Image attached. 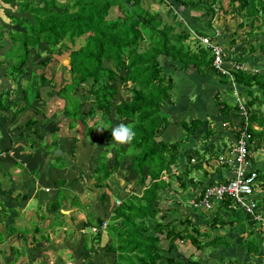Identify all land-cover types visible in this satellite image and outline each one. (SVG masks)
<instances>
[{
    "label": "trees",
    "instance_id": "1",
    "mask_svg": "<svg viewBox=\"0 0 264 264\" xmlns=\"http://www.w3.org/2000/svg\"><path fill=\"white\" fill-rule=\"evenodd\" d=\"M0 3L7 6L13 4L15 10L14 14L6 16L10 27L15 28L7 29L6 33L0 32V38L4 39L0 47L6 43L8 48L4 59H0V66L8 67L13 83L19 77L20 80L25 75L29 76L30 68L36 66L34 60H38L39 66L45 67L54 57L66 54L67 65L64 70L71 74L72 87L64 92L69 96V104L66 105L64 101L61 114L73 123L68 131L73 133V126L79 122L80 109L87 103L81 100L80 95L87 93L91 97L90 107L83 111L84 119L80 122L86 130L84 138L89 140L87 142L90 145L96 143L93 134L100 124L99 119L108 121L107 116L111 114L118 118L119 124L130 125L136 133L130 142L115 144L110 141L98 151L95 158H91L95 167L90 178L93 180V187L98 190L101 210L98 214L92 213L84 226L89 231L94 230L92 237L86 230L83 249L88 256L92 253L90 242L99 244L102 231H107L112 238L106 248L112 254L108 264H200L197 259H185L178 250L177 243H185L187 240L196 242L202 255H205L204 247L213 249L220 240L199 241L205 237L200 232L208 223L203 224L191 218L190 206L183 208L185 213H181L180 201L171 199L169 192L176 191V187H171L170 181L184 189L185 182L181 180L183 175L180 169L183 173H188L190 167L187 165L191 164L190 160L195 154L185 149V143L202 127L203 121L199 118L190 122L185 118L180 120L178 124L183 129V136L173 141L166 140L164 133L170 125L168 109L176 104L180 74L190 82L215 76L223 93L231 96L234 92L237 94L231 102L223 100L221 90H217L215 105L218 108V123L227 124L237 119L239 129L234 133L236 140L242 131H246L250 154L264 149V113L252 110H259L261 104L264 105V68L258 71L263 67L264 61V0H228L226 8L223 7L224 0L187 3L190 7H202L205 10L204 16L213 17L218 13L217 10H222L224 15L232 13L239 21L237 27L240 30L248 26L249 31L244 34L246 38L243 37L246 55L238 54L232 49L240 39L238 32H223L219 39L216 33L218 30H209L207 25L214 26L212 17L206 20L205 28L193 26L191 31L183 27V23L176 21L175 17L173 26L164 24L157 12L141 8V0H0ZM113 8L117 9L116 13H113ZM181 28L182 31L176 32ZM198 37H209L222 46L226 61L244 67L229 70L232 81L229 76L214 69L212 50L202 47ZM190 39L194 42L190 43ZM65 41L71 47L76 43L81 44L73 50ZM53 82L54 78L42 76L40 82H34V89L45 84L52 86ZM86 82H91L92 85L88 91L83 85ZM122 89L128 95L124 94L117 99ZM16 91L15 88L9 89L1 84L0 113L15 107L14 115H18L31 107L32 99L28 100V92H24V89L17 92L21 95L19 100L12 99L11 96ZM60 93L61 90L58 95ZM57 97L63 100V96ZM2 98L5 100L4 104ZM33 99L40 98L34 96ZM239 103H242L248 114L247 126L240 116ZM52 118L56 119L57 115L54 113ZM35 124L34 119L29 120L26 130L31 133ZM63 124L53 122L50 134L57 135ZM100 125L102 127V123ZM219 130L218 127H211V122H208L206 137L217 134ZM21 135L26 136L25 132ZM34 135L37 139L44 140L47 134L37 130ZM73 141L78 142L75 138ZM36 143H31L32 148L43 149L47 145L45 142L40 145ZM55 150L49 147L47 153L51 151L50 154L54 155ZM71 151L75 152L73 144ZM251 155L248 157L249 161L252 160ZM54 157L55 161L62 159L60 156ZM125 161L130 163L131 171L128 187L114 192L113 188H108L107 182ZM56 162L59 169L68 168L63 160L62 166ZM254 171L258 174V179L264 181L263 172L259 169ZM55 183L58 193L50 205V213L57 216L50 224V229L62 227L63 215L60 211L68 205V199L70 205L82 207L79 196L63 188L64 180H57ZM107 189L112 191L111 196L105 191ZM203 190L204 188L202 193ZM109 206L112 207L110 222L107 219V209H104ZM199 210L205 211L207 217L213 212L209 226L214 228L225 227L228 223H233V226L235 221L227 222L223 216L229 214H236L240 220L245 219L251 223V226L257 224L243 211L232 208L229 199L213 205L210 210ZM257 212H260L258 207ZM104 222L105 228L102 227ZM27 233L25 231L21 235L25 236ZM34 233L47 241L48 234H41L43 232L39 227H34ZM2 239L3 237L0 241ZM34 240L38 241L36 238ZM252 241L247 244L249 248L253 247L251 251L257 255V242Z\"/></svg>",
    "mask_w": 264,
    "mask_h": 264
},
{
    "label": "crops",
    "instance_id": "2",
    "mask_svg": "<svg viewBox=\"0 0 264 264\" xmlns=\"http://www.w3.org/2000/svg\"><path fill=\"white\" fill-rule=\"evenodd\" d=\"M190 1L195 3L198 0H141V4H143V2L146 4L150 2L148 4L149 7L146 9L150 12H157L164 24L173 26L175 17L176 21L178 20L183 23V27L189 28L191 31L193 26L197 28H205L206 20L211 19L210 17L212 16H204L205 10L202 7L194 5L192 7L188 6L187 3ZM164 3H166L167 6ZM219 11L221 10H217L218 13ZM218 13L212 17V21L215 29L218 31L220 30L219 32L223 33V30L219 29V26L215 24L217 21L216 19H219ZM182 30L183 28L176 30V32H180ZM220 37L221 35L218 38L220 39ZM54 62L55 61L52 60L49 65L43 67L42 65L39 66L38 60H34L36 66L30 68L31 75H25V77L21 78L17 83H13V85L8 82L11 81L8 74V67L6 65H2L0 66V87L1 84H3L9 89L15 88L17 91L12 94V99L19 100L21 95L17 94V92L20 93L22 91L21 84L25 81L29 84L32 79L41 81L42 76L48 78L46 74L47 72H53L54 74V71H56L57 66L55 63L54 67ZM30 77H32L31 80L29 79ZM51 77L53 78L54 75ZM179 77L180 80L178 90L181 94H179L180 96L177 95V101L179 106L178 112L181 117L180 120L184 119L186 116H190L192 113L195 116H193L188 122L199 118L204 124L203 128L201 127L197 133L185 143V149L194 151L197 150L196 148L199 146L202 138L206 137L205 129L208 122H211V127L217 128L218 121L216 118L218 116V108L215 105V94L219 89L221 90L220 95L225 93L222 92L223 89L219 85L215 76L211 75L205 78H200L194 82H190V80L184 75L180 74ZM210 78L213 80V83L207 86L205 82L207 80L209 81ZM213 84L215 87L217 86V88H215L214 93L211 94L209 92L213 89ZM32 88L33 89L30 90L28 89L29 92L34 90L32 92L33 97L35 94L43 101L42 103H45L47 98H50V102H52V104L56 100H60L59 97H57L55 86L45 84L38 87V89H34L33 86ZM59 102V107L62 110L64 104L63 102L61 103V100ZM54 105L55 104H50L49 107ZM173 107H176V104ZM255 109L256 108L252 110L255 112ZM35 110L40 113H36ZM176 110L177 109H175L174 112ZM14 111L15 107L10 111L0 113V236H3L2 240L5 241V244H3L2 241L0 242V264H12V262L13 264H18L20 259H25L27 264H64V258L69 259V255L71 256L73 263H81L78 259L83 257L81 253H87V251L83 249V245L85 235L87 234V231H89L85 229L84 226L88 221V217L91 216L92 213L95 212L98 214L101 210V202L97 195L98 190H96L93 186H88V183L91 180L90 175L95 165L90 166L91 170H87L89 164H82L83 166H75L71 164L68 157L69 155H67V150L71 149L69 140L65 141V149L62 151L61 156L68 168L59 169L57 166L52 164L55 157L54 155L47 153V150L49 147L57 149L59 146L58 144L63 143V141H52L53 139L50 137V133L54 127L53 122H57L56 120H59V116L62 114L57 115L58 112L56 111L57 113L55 115H57V118L55 119L52 118V115L54 114L53 110H51L49 114H45L40 110L30 107L18 115H14ZM170 114L171 113H169V115ZM37 116H41V119L36 118ZM61 117L63 118V115ZM31 119H34L36 124L33 126V130L30 133L25 127L26 123ZM178 123H175V127L180 126L179 129H181L180 131H182V134H179L172 139H168V137H166V135L168 136V133L170 132V130H168V126L164 133L166 134L164 136V138L166 137V140L173 141L183 136V129ZM223 125L227 126V130L226 128H224L225 130L223 129V131L219 130L217 134L210 135L208 138L206 137L207 139H205L211 140L210 149H217V154H222V157H225L228 161L233 156V150L235 149L237 141L234 133L236 129H239V123L237 119H233L230 123ZM229 126H231V130H229ZM99 128L101 129V126ZM37 130H40V132H43L45 135L47 134L44 140L36 138L34 134ZM23 132H25L26 136L21 135ZM100 134H102V131ZM93 136L96 139L95 133ZM100 137L102 139V136ZM95 139L93 140L96 142ZM222 140L224 142H222ZM226 141L228 142V145ZM32 142H37L36 145H40L42 142H45L47 144L46 147L43 148L45 151H42L43 149L39 148H32ZM97 142L94 145H90L88 142V146H82L78 141L76 143L77 145L75 147V151L77 153L81 151L89 152L88 159L91 160V158H93L92 156L95 158L98 151L102 149L104 145H107V143L103 141L101 142V145L98 146ZM219 142L222 144L218 145ZM115 144H120V142L116 141ZM203 146L204 145L201 147ZM84 147H86V149L82 150ZM201 150L204 152V156L202 157V154L199 153V151L195 153L192 156L193 158L190 160L191 164L188 165L190 167V171H188V173L186 172V174L185 171L184 173L182 172L183 176L181 180L185 182L184 189L180 185L176 184L174 186L176 187V191L171 192L172 196L170 195L171 199H174L176 202L180 201V204L182 205V209L180 208L181 211L183 208L189 206L188 202L190 200L197 199L199 197L202 193V188H206L211 184L225 182L233 176L232 167L227 163V161L221 163L217 160L215 162L212 154H205L210 152L208 148L205 150L201 148ZM76 152H74L75 155H77ZM250 155L251 154L249 152V156ZM251 156L252 160L249 161V167L253 170L259 169L264 175V149L252 153ZM80 157L86 159V153L84 156ZM108 157H110V155ZM127 162L128 161H125L119 171L115 174L120 179H126V175L129 174L124 173ZM198 166H201L200 169L203 172V176H191L192 173L195 172V168ZM84 168H86L85 171ZM175 171L177 172V170ZM74 173L75 176H71V174ZM178 173L177 176L179 175ZM69 177H71L70 183ZM112 177L115 176L113 175ZM62 178H66V180H68V182H65L63 186L64 189L73 192L76 196L82 195V198L79 196L82 207L70 205V199H68V205L60 211V214L63 215L64 218V225H62V227L58 226V228L50 229V224H52L53 219L57 216V214L50 213V205L56 199L58 193L55 181L61 180ZM82 179H84L83 182ZM259 181L255 188L254 199L257 205H259V214H264V181H261L260 179ZM70 186L73 187V190L69 188ZM127 187L128 183L125 182V188ZM178 191H180V194ZM87 192H90L89 195L92 197V199L88 201L83 198V195L87 196ZM183 199H186L187 201H183ZM87 207H91V212L86 211ZM71 209H76V211L72 212L70 211ZM106 209V212L108 213L107 219H109L108 222H110L111 214L109 215V213L112 210V207L109 206V208L107 207ZM204 212L205 211L191 208V218L197 222H202L203 224L208 223V226H203L200 232L204 233L205 237L200 240L198 238L197 239L199 241L218 239L220 242L216 244L213 249L210 248L207 255H202L201 250H199V245L196 242L192 243L189 240L186 244H183V242L182 244L186 247L182 248L178 244V250L185 259H197L200 264H264V231L260 226H257V224L251 226V223H248L245 219L240 220V217L236 214H229L228 216H223L227 222L235 221L233 226V223H228L225 227L219 226L218 228H214L209 226V221L212 220L214 216L213 212L209 214V217H207ZM233 215L235 217H233ZM43 216H45V218ZM75 217H81V219L83 217V220H79L80 222L77 223ZM69 221L70 223L68 224ZM46 223L47 225H45ZM72 223L73 229L70 228V224ZM34 227H39L40 231L43 232L41 234H48L46 237L47 241L41 239L40 235H35ZM79 230L81 231L80 233L78 232ZM25 231L28 233L25 236H22V232ZM92 232H94L93 229L90 231V237L94 235ZM105 235H107L108 239L106 248L110 245L112 238L108 237L109 234H107V231H102L101 241L99 244H95L92 241L90 242L92 249L93 246H103L101 243L105 238ZM54 237L61 239L59 245L54 242ZM34 238L38 241L36 242ZM252 240H254L255 243L257 242V255H254V253L249 254L248 252V250L251 251V248L253 251V247L249 248V245L247 244ZM19 241H21V246L17 244ZM217 254L218 256L221 254L228 255L232 257V261L226 260L222 263V260L215 258ZM73 259H75V261Z\"/></svg>",
    "mask_w": 264,
    "mask_h": 264
},
{
    "label": "rangeland",
    "instance_id": "3",
    "mask_svg": "<svg viewBox=\"0 0 264 264\" xmlns=\"http://www.w3.org/2000/svg\"><path fill=\"white\" fill-rule=\"evenodd\" d=\"M60 1H64V0H60ZM150 2H148V4H149ZM148 4H146L145 2H143V4H140V6H141V8H143V9H146L147 7H149L148 6ZM228 4V0H224V8H226V5ZM117 9L116 8H113V13H116L117 11H116ZM14 14L15 13V10H14V5L12 4V5H3V4H1L0 3V32H3V33H6V30L7 29H9V28H11L10 27V22H9V19L6 17V16H8V14ZM218 15H219V19H216L217 21H216V25L217 26H219V29H222L223 30V32H225V33H232V32H238L239 33V36H240V39H239V41L238 42H236V46H233V50L236 52V53H242V54H244V55H246L247 53H246V50H245V44H244V42H243V37L244 38H246L245 37V33H247L248 31H249V27L247 26V27H245L243 30H240L239 29V27H237V24L239 23V21H238V19L237 18H235V15H232V13L231 14H228V15H224L223 13H222V10L221 11H219V13H218ZM19 16H21V15H19ZM238 22V23H237ZM207 27H209V30L210 31H214L215 30V27L212 25L211 27H210V25H207ZM12 28H15V27H12ZM11 28V29H12ZM17 29V28H16ZM220 31V30H219ZM222 33L220 32L219 33V36L221 35ZM6 35V34H5ZM218 36V37H219ZM194 39V38H193ZM193 39H190L189 40V42L191 43V42H194V40ZM2 40H4V39H2V38H0V45L2 44V42H4V41H2ZM6 40V39H5ZM65 43L67 44V46H69L71 49H73V50H75V49H77L79 46H80V44L81 43H79V44H75L74 46H70L69 44H68V42L67 41H65ZM187 44H188V42H187ZM194 44V43H193ZM196 45V44H195ZM200 45L202 46V47H205L204 45H202L201 43H200ZM192 47H193V45H192ZM231 49V50H232ZM8 50V48L6 47V43H3V47H0V59H4V54H5V52ZM243 50V51H242ZM245 50V51H244ZM41 55H44L42 52H41ZM8 57V56H7ZM67 55L65 54V55H63V56H61V57H59V58H57V57H54V59H51V61L50 62H52V60H54L55 62L53 63V65L55 64L57 67H56V71H54L55 73L53 74V72L52 73H49V72H47L46 74H47V76H48V78H52L51 76H53L54 75V82H53V85L52 86H55V91H56V93H57V96H63V101H62V99H60L61 100V103L63 102L64 103V101L66 102V105L67 104H69V100H68V94H64V92H66L65 90H67L68 88H71L72 87V83H71V74L67 71V70H64V66H66L67 65ZM6 60V59H5ZM5 60H2V61H5ZM255 61V60H254ZM55 65H54V67H55ZM262 66L263 67H260L259 69H258V71H260L261 70V68H264V61L262 62ZM61 67V68H60ZM63 67V68H62ZM58 69V70H57ZM254 69V68H253ZM256 70V69H255ZM28 71V70H27ZM257 71V70H256ZM28 74L29 75H31V72H28ZM171 74V73H170ZM169 74V75H170ZM33 75H34V73H33ZM9 77L12 79V81L14 82V80H13V76L12 75H10L9 74ZM20 78V77H19ZM19 78L16 80V82H18L19 81ZM36 80L35 79H32V81L31 82H29V84H28V82L27 81H25V82H23L22 84H21V86H22V90L24 89V92H28V94H26V97L28 98V100L29 99H32L31 100V107L33 108V109H37V110H40V111H42L43 113H45V114H49L50 112H51V110H53V113H57L58 112V114L57 115H59V114H61V108L59 107V104H60V100L59 101H55L53 104H55L54 106H52V107H49V105L51 104V105H53L52 104V102H50L51 100H50V98H47V100H45V103H42L41 102V99H33V95H32V92L34 91V90H32V92H29V90L30 89H33L32 88V86L34 87L35 85H34V82H35ZM10 84H12L13 85V82H11V81H8ZM38 82H40V81H38ZM206 84H207V86H209L211 83H213V80L210 78V80L208 81H206L205 82ZM15 85V84H14ZM61 85V86H60ZM84 85V88H85V90L86 91H88V90H90L91 89V82H86V83H84L83 84ZM214 85V84H213ZM49 86V85H48ZM27 87H29V88H27ZM59 87H60V89H59ZM211 87H212V85H211ZM215 88H217V86L215 87V85H214V87H213V89H211V91L209 92V93H211V94H213L214 93V91H215ZM29 89V90H28ZM58 89H59V91L61 90V93H60V95H58ZM28 90V91H27ZM38 94V93H37ZM124 94H127L126 92H125V90H120V94L117 96V99H119L120 97H122ZM179 94H181V92L178 90L177 92H176V95H178V96H180ZM128 95V94H127ZM13 96V95H12ZM11 96V97H12ZM34 96H36L35 94H34ZM80 97H81V100L83 101V102H87V103H85V105H83L82 107H81V109H80V111H81V114H80V120L82 121L83 119H84V115H83V111H86L87 109H88V107H90V96H89V94H87V93H82V95H80ZM237 96H235L234 94L231 96L230 94H222L221 95V98L223 99V100H225V99H228V100H230L231 102H233L234 101V99L236 98ZM43 98V97H42ZM178 98V97H177ZM3 99V104H4V98H2ZM11 100V99H10ZM176 100V99H175ZM54 107H55V109H54ZM174 108V109H173ZM175 109H177L175 112H174V110ZM178 109H179V106H178V101L176 100V107H169V109H168V111H169V113H171L170 114V118H169V121H170V125H169V128H168V130H170V132L168 133V136L166 135V134H164V136L166 135V137H168V139H172V138H174V137H176V136H178L179 134H182V131H180L181 129H179L180 128V126H178V127H175V123H178L179 121H180V119H181V117H180V115H179V112H178ZM257 109H259V107L257 108ZM256 110V109H255ZM57 111V112H56ZM258 113H264V105L262 106V104H261V106H260V109L259 110H256ZM259 114V115H260ZM62 115H60L59 117V120H56V121H60V122H63L64 124L61 126L62 128L59 130V132H58V135H60V136H58V135H52V134H50V137L53 139L52 141H57V140H62L63 141V143H61V144H58L59 146H58V148L56 149V150H60V151H64V149H65V141L66 140H69L70 141V144H73L74 145V150H75V147H76V143L77 142H74L73 141V139L75 138L77 141H79L80 142V144L83 146H88L89 144H88V142L87 141H89V140H87L86 138H84L85 136H84V134H85V132H86V130L84 129V127H83V124L80 122V120H79V122H76L75 123V125L73 126V128H74V131H73V133L72 132H70V131H68V127H70L71 125H73V123L69 120V119H65L64 117L62 118L61 117ZM193 116H195L194 114H190V116H186V117H184L186 120H187V122L193 117ZM32 117H35V116H32ZM36 118H38V119H41V116H37ZM107 118H108V121H106V119H103V121L101 120V119H99V122H101L102 123V127H101V129H103V130H99L100 128V126L101 125H99L98 126V128L96 129L95 128V134H96V142H97V145L98 146H100L101 145V142H103V141H105L107 144H109V142L110 141H113V142H116L115 140H114V138L112 137V134H111V130L115 127V126H117V125H119V123L117 122L118 121V118L114 115V114H111V115H108L107 116ZM88 121L89 120H87V123H88ZM207 121H209V120H207ZM206 121V122H207ZM90 122H92V120H90ZM172 125V126H171ZM174 125V126H173ZM203 126H204V124L202 125V128H203ZM205 126H206V124H205ZM217 127L218 128H220V130L221 131H223V129L224 128H226V130H227V126L226 125H223L222 123H218L217 124ZM177 128V129H176ZM234 129H235V127H234ZM234 129H232V130H234ZM109 130V131H108ZM225 130V129H224ZM229 130H231V126H229ZM102 131V134H100V132ZM62 133H63V135H64V133H65V135H64V138H63V135H62ZM100 134V135H99ZM62 135V136H61ZM173 135V136H172ZM100 136H102V139H101V137ZM165 137V138H166ZM73 138V139H72ZM102 140V141H101ZM222 142H224L223 140H222ZM210 143H211V140L209 139V140H206L205 138L204 139H202L201 140V142H200V144H199V146H197V150H194L193 152H195V153H197L198 151H199V153H201L202 154V157L204 156V152L201 150V148L203 149V150H205L206 148H208L209 149V153H205L206 155H213L214 156V161L216 162L217 160L218 161H220L221 163H223V162H225V161H227V159H225V157H222V154L221 155H218L217 153H218V150L217 149H210ZM226 143H227V145H228V142L226 141ZM96 144V143H95ZM121 144V143H120ZM222 143L221 142H219L218 143V145H221ZM202 145H204L203 147H201ZM186 148V147H185ZM86 149V147H84L82 150H85ZM52 151V150H51ZM51 151H49V153H51ZM76 152V151H75ZM53 153H55V151H53ZM67 155H69L68 157H69V160L71 161V164H73V165H80V166H83L82 164H89L88 165V169L87 170H91L90 169V166H92V165H94V164H92L91 163V160H89L88 159V154H89V152H83V151H81V152H76L77 153V155H73V153L74 152H72L71 151V149L69 150H67ZM86 153V159H83V157L81 158L80 156H84V154ZM216 155V156H215ZM61 157V156H60ZM93 158H94V156H92ZM255 157V156H254ZM62 160H63V162H64V159H63V157H62V159H56V161H58L59 162V166H62ZM55 160L53 161V163L52 164H54L55 166H57L58 165V163L56 162ZM230 165V164H229ZM129 166H130V163H128L127 162V164H126V166H125V170H124V173L125 174H128V175H126L127 176V178L126 179H120V178H118L116 175H114L115 177H111L109 180H108V188H110V189H114V192H117V191H119V190H123V189H125V182L126 183H128V181H129V178H130V176H131V171H130V169H129ZM188 166V165H187ZM189 167V166H188ZM182 169H183V167H182ZM86 170V168H84V171ZM76 172V171H75ZM180 172L182 173V170L180 169ZM191 175V174H190ZM198 175H200V176H203V172L201 171V169L200 168H195V172L194 173H192V175L191 176H194V177H197ZM71 176H75V173L74 174H71ZM61 180H64L65 182H68V180H66V178H62ZM70 181H71V177H69V183H70ZM84 181V179H82V182ZM93 181H91L90 180V182L88 183V186H93V183H92ZM170 183H171V187H174L175 185H176V182H174V181H170ZM71 190H73L72 188L73 187H69ZM75 191H76V189H75ZM110 196L112 195V191L111 190H105ZM170 193V195H172V193H171V191L169 192ZM178 193L180 194V191H178ZM90 192H87L86 193V195L87 196H85V195H83V198H84V200H86V201H88V200H91L92 199V197H90ZM81 198H82V195H79ZM169 200V199H168ZM104 209H106V208H104ZM70 211H72V212H75L76 211V209H71ZM86 211L87 212H91V207H87V209H86ZM94 211V210H93ZM92 211V212H93ZM181 213H185V210H182L181 211ZM233 217H235L234 215H233ZM76 219V221H77V223L78 222H80V221H82L83 220V217H82V219H81V217H75ZM80 220V221H79ZM62 222L64 221V218H62V220H61ZM108 221V220H107ZM106 221V222H107ZM64 223L65 222H63V225H64ZM70 223V221L68 222V224ZM44 224V223H43ZM75 224V223H74ZM259 224L260 223H258L257 224V226H259ZM45 225H47V223L45 224ZM44 225V226H45ZM73 223L72 224H70V228H72L73 229ZM69 228V227H68ZM79 233L81 232L80 230L78 231ZM88 233L90 234V231H88ZM93 234V233H92ZM107 234H109L108 232H107ZM56 236V235H55ZM0 237H3V236H0ZM108 237H110V236H108ZM52 238V237H51ZM55 238V240H54V242L56 243V244H58L59 245V243L61 242V239L60 238H58V237H54ZM109 239H111V238H109ZM107 235H105V238L103 239V241H102V243H101V245H103L102 247L100 246V247H98V246H93V249H92V253H91V255H90V257L88 256V253H81L82 254V258H80V259H78V261H80L81 263H79L78 262V264H108V261H110L109 259H110V257H112V254H110L109 252H107L106 251V244H108V242H107ZM188 241V240H187ZM1 242V241H0ZM2 243L3 244H5V241L4 240H2ZM17 244H19V246H21V241H19V242H17ZM180 245V247L182 248V247H186L185 245H183L181 242H178L177 243V245ZM184 244H186V242L184 243ZM246 244V243H245ZM73 247V246H72ZM72 247H70V248H72ZM90 248H91V246H90ZM252 250V249H251ZM210 251V247L208 248V249H206V247H204V252H205V255H207V253ZM248 252H249V254L250 253H253V252H251L250 250H248ZM64 255V254H63ZM65 256V255H64ZM166 256V255H165ZM171 256H173V254L171 255ZM69 257V259H67V258H64V264H77V262L76 263H73V261L71 260L72 258H71V256L69 255L68 256ZM61 258H63V257H61ZM216 259H220V260H222L221 262L222 263H224L226 260H228V261H232V257H230V256H228V255H225V254H221V255H219L218 256V254L216 255V257H215ZM214 258V259H215ZM85 263H84V262ZM18 264H27L26 263V260L25 259H20L19 261H18ZM158 264H160V262L158 263Z\"/></svg>",
    "mask_w": 264,
    "mask_h": 264
},
{
    "label": "built area",
    "instance_id": "4",
    "mask_svg": "<svg viewBox=\"0 0 264 264\" xmlns=\"http://www.w3.org/2000/svg\"><path fill=\"white\" fill-rule=\"evenodd\" d=\"M217 37L219 36V32ZM193 36V34H191ZM202 45L212 50L214 69L222 75L229 76L232 81V76L229 73L230 69H243L244 67L232 61H226L222 46L211 41L209 37H198ZM234 95L237 96L236 92ZM238 100V99H237ZM239 113L244 124L247 126L248 114L245 111L242 103H239ZM248 133L242 131L236 141L233 156L227 161L232 167L233 176L222 183L211 184L207 186L199 199H192L188 202L192 208L210 210L213 205L220 204L223 200L229 199L232 202V208L241 210L249 215L264 231V214L257 212V203L254 199L255 188L259 181L258 174L249 167V151H248ZM106 227V222L102 225ZM264 248V240H263Z\"/></svg>",
    "mask_w": 264,
    "mask_h": 264
},
{
    "label": "clouds",
    "instance_id": "5",
    "mask_svg": "<svg viewBox=\"0 0 264 264\" xmlns=\"http://www.w3.org/2000/svg\"><path fill=\"white\" fill-rule=\"evenodd\" d=\"M99 130H103V129H99ZM111 134L114 140L120 143L130 142L136 135L134 129L130 125H126L123 123L115 126L112 129Z\"/></svg>",
    "mask_w": 264,
    "mask_h": 264
},
{
    "label": "water",
    "instance_id": "6",
    "mask_svg": "<svg viewBox=\"0 0 264 264\" xmlns=\"http://www.w3.org/2000/svg\"><path fill=\"white\" fill-rule=\"evenodd\" d=\"M54 155H56V156H62V151H60V150H55Z\"/></svg>",
    "mask_w": 264,
    "mask_h": 264
}]
</instances>
